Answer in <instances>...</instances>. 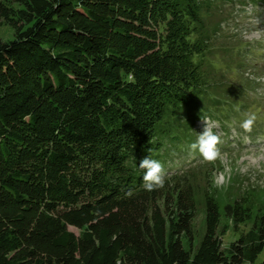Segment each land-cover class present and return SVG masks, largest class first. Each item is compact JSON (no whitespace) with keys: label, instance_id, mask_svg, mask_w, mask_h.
Wrapping results in <instances>:
<instances>
[{"label":"trees","instance_id":"obj_1","mask_svg":"<svg viewBox=\"0 0 264 264\" xmlns=\"http://www.w3.org/2000/svg\"><path fill=\"white\" fill-rule=\"evenodd\" d=\"M211 1L0 0V264H264V191L138 167L191 152Z\"/></svg>","mask_w":264,"mask_h":264},{"label":"rangeland","instance_id":"obj_2","mask_svg":"<svg viewBox=\"0 0 264 264\" xmlns=\"http://www.w3.org/2000/svg\"><path fill=\"white\" fill-rule=\"evenodd\" d=\"M203 16L210 42L202 73L209 86L201 103L207 114L196 124L195 136L204 126L211 127L221 138L217 147L223 158L206 161L199 152L179 153L168 156L164 168L166 174L186 171L197 186L211 185L219 202L226 203L229 188L230 200L237 190L264 191V0H212ZM12 38V29L0 23V40ZM249 114H255L256 120L252 131L245 132L241 123ZM202 218L199 213L196 230L202 227ZM222 224L227 246L237 234L230 221L223 218Z\"/></svg>","mask_w":264,"mask_h":264},{"label":"clouds","instance_id":"obj_3","mask_svg":"<svg viewBox=\"0 0 264 264\" xmlns=\"http://www.w3.org/2000/svg\"><path fill=\"white\" fill-rule=\"evenodd\" d=\"M255 120V114H249L241 123V128L245 132H251ZM220 143V136L211 127L204 126L197 139L189 145V149L192 152H199L206 161H215L218 158H223V154L217 147ZM138 167L144 170L143 180L145 190L152 191L155 188L164 186L166 173L161 161L146 156L139 162Z\"/></svg>","mask_w":264,"mask_h":264}]
</instances>
